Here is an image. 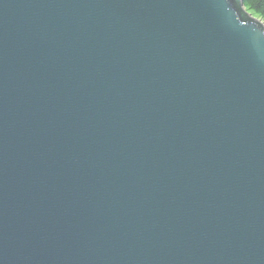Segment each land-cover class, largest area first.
<instances>
[{"label": "water", "instance_id": "95a60500", "mask_svg": "<svg viewBox=\"0 0 264 264\" xmlns=\"http://www.w3.org/2000/svg\"><path fill=\"white\" fill-rule=\"evenodd\" d=\"M242 1L0 0V264H264Z\"/></svg>", "mask_w": 264, "mask_h": 264}, {"label": "trees", "instance_id": "16d2710c", "mask_svg": "<svg viewBox=\"0 0 264 264\" xmlns=\"http://www.w3.org/2000/svg\"><path fill=\"white\" fill-rule=\"evenodd\" d=\"M244 6L254 10L264 18V0H243Z\"/></svg>", "mask_w": 264, "mask_h": 264}, {"label": "rangeland", "instance_id": "374dc122", "mask_svg": "<svg viewBox=\"0 0 264 264\" xmlns=\"http://www.w3.org/2000/svg\"><path fill=\"white\" fill-rule=\"evenodd\" d=\"M244 9H246L245 11L247 12V14H249L251 17L256 18L257 20H259L260 22H262L264 24V18L260 15L257 14L256 12H254L253 9L249 8V7H245Z\"/></svg>", "mask_w": 264, "mask_h": 264}, {"label": "bare ground", "instance_id": "6f19581e", "mask_svg": "<svg viewBox=\"0 0 264 264\" xmlns=\"http://www.w3.org/2000/svg\"><path fill=\"white\" fill-rule=\"evenodd\" d=\"M244 8H245V6H244ZM246 10V9H245Z\"/></svg>", "mask_w": 264, "mask_h": 264}]
</instances>
